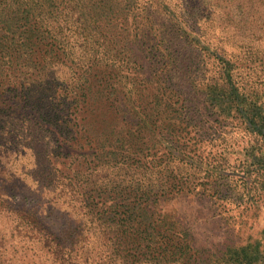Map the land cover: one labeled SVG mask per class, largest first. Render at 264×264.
I'll return each instance as SVG.
<instances>
[{
	"label": "trees",
	"instance_id": "16d2710c",
	"mask_svg": "<svg viewBox=\"0 0 264 264\" xmlns=\"http://www.w3.org/2000/svg\"><path fill=\"white\" fill-rule=\"evenodd\" d=\"M0 144V264H264V0H0Z\"/></svg>",
	"mask_w": 264,
	"mask_h": 264
},
{
	"label": "rangeland",
	"instance_id": "374dc122",
	"mask_svg": "<svg viewBox=\"0 0 264 264\" xmlns=\"http://www.w3.org/2000/svg\"><path fill=\"white\" fill-rule=\"evenodd\" d=\"M10 151H11V149L8 150L7 144H4L3 146H1V144H0V167L2 165L4 167L6 166V168H9L10 166H12L14 168V166H16L17 169L21 170V169H24L26 167L31 166L30 164H32V159H30L28 157V152L23 153V154L18 153V155L16 156V155H14V154H16V152L14 153V151H13L12 152L13 154H9ZM20 154H22V155H20ZM15 157H17V158H15ZM14 158H15V162L12 161V159H14ZM24 191L28 192V189L24 188ZM33 194L34 193H32V195ZM29 195H31V194H29ZM34 197L32 196L33 199H35ZM57 216H59V214L57 212H54L51 215V217H55V220L57 222H60V219ZM7 227H8V219L7 218H0V233L4 232L3 234L0 235V237H2L4 242L8 245L7 247L12 248L11 244H13V242L15 240H17V238H15L12 234H10L11 230H9ZM20 243L22 244V241H20ZM30 253L31 252H28L27 257H23L21 254L17 253L16 255L13 256L14 262H12V264H31L32 259L29 256Z\"/></svg>",
	"mask_w": 264,
	"mask_h": 264
}]
</instances>
